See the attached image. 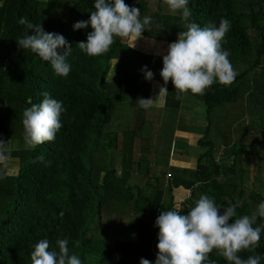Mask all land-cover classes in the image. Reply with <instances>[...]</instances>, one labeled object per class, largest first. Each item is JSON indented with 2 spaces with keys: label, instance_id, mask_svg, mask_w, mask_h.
I'll use <instances>...</instances> for the list:
<instances>
[{
  "label": "trees",
  "instance_id": "16d2710c",
  "mask_svg": "<svg viewBox=\"0 0 264 264\" xmlns=\"http://www.w3.org/2000/svg\"><path fill=\"white\" fill-rule=\"evenodd\" d=\"M124 2L140 9L141 20L152 18L150 29L141 36L168 43L187 30L185 23L219 26L221 18L228 19L222 50L229 52L235 80L229 86L213 83L204 95H192L203 100L207 111L244 96L255 107L259 96L264 109V0H189L187 22L181 21L180 12L167 9L163 0ZM40 4V0H0V140L10 139L6 136L10 129V136L23 139V112L40 103L44 92L63 102V126L53 142L34 150L16 146L5 151L25 160L14 175H6L0 166V264H32L30 253L45 238L50 251H58V239L69 238V254L77 255L82 264H140L141 258L155 264L159 232L155 221L161 211L180 209L186 215L206 194L218 206L239 202V217L250 215L264 201V154L253 143L237 145L229 132L219 138L228 147L220 161L215 160L216 143L205 133L191 140L203 148L195 167L170 164L181 106L174 85L169 80L159 106L154 102L145 110L137 103L138 98L152 99L165 86L160 76L161 55L128 47L117 37L107 53L89 57L77 44L86 42L93 29L89 24L74 30L73 25L90 19L94 0H72L64 19L45 18ZM21 17L65 37L72 47L67 77L55 76L48 62L18 47L16 39L27 35L19 24ZM158 40L148 44L167 52L168 46ZM113 59L116 77L108 80ZM145 65L154 73L151 81L141 71ZM251 113L264 117V110L251 109ZM232 155L234 162L224 165L222 161ZM243 155L258 161L255 187L242 178ZM37 156H43V161ZM261 224L264 219L258 218L254 227ZM121 228L136 229V240L118 238ZM260 236L255 251H242L241 258L259 255L264 264V230ZM213 260L228 264L215 250L209 254V261Z\"/></svg>",
  "mask_w": 264,
  "mask_h": 264
},
{
  "label": "clouds",
  "instance_id": "9594fccd",
  "mask_svg": "<svg viewBox=\"0 0 264 264\" xmlns=\"http://www.w3.org/2000/svg\"><path fill=\"white\" fill-rule=\"evenodd\" d=\"M189 0H163L173 13H181V21L187 22L191 16ZM94 9L89 10L90 19L77 21L73 29L87 28V40L78 42L79 49L89 57H98L107 53L115 38H128V47H135V41L145 30H149L152 18H140V9L125 4L124 0H94ZM27 35L16 39L18 47L30 50L43 61L51 65L58 77H67L71 65L67 57L72 47L65 37L58 33L46 32L41 23L34 24L27 17H21ZM158 29L162 25L157 24ZM186 31L178 33L177 40L168 45L167 54L163 56V67L160 76L164 87L159 94H167L166 85L171 80L176 99L181 100L191 92L193 95H204L213 83L231 85L237 73L229 61V52L222 50V41L230 28V21L221 18L219 26L210 22L207 26L185 23ZM34 34L29 35L28 30ZM63 49L60 53L57 49ZM146 80L151 81L154 73L147 65L141 68ZM43 100L31 104L23 112L24 143L27 149L34 150L37 145L53 142L57 132L62 128L61 114L65 111L62 101L54 99L48 92L42 93ZM137 103L145 110L153 107L151 98H138ZM6 143L0 140V164L7 167L8 154L3 150ZM43 161V156H37ZM50 163V162H49ZM239 202L227 206L217 205L214 198L201 195L187 214L180 209L161 211L156 218L158 232V253L155 264H216L209 261V254L214 250L228 264H260L259 255H250L247 259L239 255L242 251L254 252L259 246L260 234L264 224L254 227L258 218L264 219V201H261L250 215L237 217L236 208ZM223 207V212L221 208ZM232 218H235L231 223ZM78 241L76 244L78 245ZM58 251L49 250L48 239H40L30 253L32 264H82L81 259L69 254V238L56 241ZM140 264H152L145 258Z\"/></svg>",
  "mask_w": 264,
  "mask_h": 264
},
{
  "label": "rangeland",
  "instance_id": "374dc122",
  "mask_svg": "<svg viewBox=\"0 0 264 264\" xmlns=\"http://www.w3.org/2000/svg\"><path fill=\"white\" fill-rule=\"evenodd\" d=\"M72 0H40V11L43 13L45 18H65L67 14V10L69 8V3ZM168 9V7H167ZM63 18V19H64ZM126 43H130V40L128 38L123 39ZM152 38H145L143 36H140L137 38V40L134 42L135 47L138 50H142L146 53L151 54H160L159 51H152L150 47ZM167 54V53H166ZM164 56V55H163ZM116 64V60L113 59L110 62V70L108 73V80H113L116 77V74L114 72V66ZM259 96H256V103L257 106L255 107V104H252L249 100L248 96L241 97L238 99L235 103L230 104H220L209 111L206 109V105L203 102L202 99L193 96L190 92L184 95V98L182 99V105L181 108L177 111L176 114V129H178V125L180 121H184L186 123V127L188 130H191L192 133H189L187 135H183L179 130L175 132V137L173 143L179 142L182 138L184 139V142H186L187 146L184 147H192L188 149H194V153L192 154L193 159L195 158V155L198 156L202 153L203 148L199 145L194 146L192 143V138H197L196 136H203L206 133V136H209L212 138V140L216 143L215 144V160L220 161L222 156L224 155L225 151L228 149V147H225L223 144H221L219 138L221 137L222 133H230L233 139L236 140V144L245 143V144H255L258 148V152L261 156L264 154V142L261 140L264 138V117L263 118H257L254 117V114H250L251 109L253 111H257L263 113V108L261 107L260 101H258ZM154 103V101H153ZM156 106H159V103L156 104ZM208 112V113H207ZM264 115V113H263ZM185 125V124H184ZM208 131V132H206ZM7 132V129H6ZM13 132L12 129L8 130V134L6 136H9L10 139L6 140V145L4 147V151H10L11 149L15 148L16 146L27 149L24 143V139H21L17 134L11 135ZM220 132V133H219ZM208 133V134H207ZM190 134H192L191 137ZM173 145L172 153L175 152ZM195 147V148H193ZM186 149V150H188ZM171 153V154H172ZM187 156V153H185ZM28 156V153L26 154V157ZM188 157V156H187ZM25 160V158L21 159L13 156H8L7 159V167L5 168L3 164H0L5 170L6 175H14L15 173H12V168L15 167L17 170L20 168L22 162ZM242 167H243V173L242 178L244 182H246L247 185L254 186L256 182L254 181L255 176V167L256 161L252 156L248 157L247 155H243L240 157ZM224 165H230L234 162L233 155L228 156L227 158L222 161ZM116 165L119 166V161L116 159ZM8 170V172H7ZM15 172V171H13ZM263 193V191H262ZM132 229V228H128ZM133 230H136L133 228ZM122 231H120V234ZM117 236H119L118 233H116Z\"/></svg>",
  "mask_w": 264,
  "mask_h": 264
},
{
  "label": "crops",
  "instance_id": "0c3cea01",
  "mask_svg": "<svg viewBox=\"0 0 264 264\" xmlns=\"http://www.w3.org/2000/svg\"><path fill=\"white\" fill-rule=\"evenodd\" d=\"M155 40H158V39H155ZM158 41H161L163 43H165L167 46L170 44L166 41H163V40H158ZM152 51H158L156 46L152 47L151 48ZM168 50V49H167ZM160 54L158 55H161L163 57V55H166L167 52H160ZM155 83V82H153ZM159 87V84L157 82V84L155 85L154 88H158ZM152 99L153 101L155 102V105L157 103H161L163 101V98H162V94H159V91L157 93L154 92V95H152ZM181 102H182V99H181ZM182 105V103H181ZM181 108V106H180ZM185 124V125H184ZM180 131L183 135H187L189 133H192L191 130H188L187 127H186V123L184 121H180L179 125H178V129L177 131ZM174 150L175 152H171V156H170V164L173 165V166H180V167H195L196 165V162H197V159L199 158L200 154L198 151V156L195 155V158L193 159L192 157V154L191 153H194L192 151H194V149H188V148H192V147H184V146H187L186 145V142H184V139L182 138L179 142H175L174 144ZM195 148V147H193ZM188 149V150H186ZM187 153V156L186 154ZM12 173H17V168L13 167L12 168ZM15 171V172H13ZM8 172V170H7ZM120 231H122V233L120 234ZM136 233H137V230H133V229H128V228H121V229H118V238H122L123 240H126V241H130V242H134L136 240Z\"/></svg>",
  "mask_w": 264,
  "mask_h": 264
},
{
  "label": "built area",
  "instance_id": "2783aa9c",
  "mask_svg": "<svg viewBox=\"0 0 264 264\" xmlns=\"http://www.w3.org/2000/svg\"><path fill=\"white\" fill-rule=\"evenodd\" d=\"M157 237H158V236H157ZM157 237H156V238H157Z\"/></svg>",
  "mask_w": 264,
  "mask_h": 264
}]
</instances>
